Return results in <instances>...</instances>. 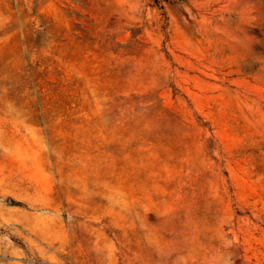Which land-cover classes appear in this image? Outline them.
<instances>
[{"label": "rangeland", "instance_id": "1", "mask_svg": "<svg viewBox=\"0 0 264 264\" xmlns=\"http://www.w3.org/2000/svg\"><path fill=\"white\" fill-rule=\"evenodd\" d=\"M0 264H264V0H0Z\"/></svg>", "mask_w": 264, "mask_h": 264}, {"label": "bare ground", "instance_id": "2", "mask_svg": "<svg viewBox=\"0 0 264 264\" xmlns=\"http://www.w3.org/2000/svg\"><path fill=\"white\" fill-rule=\"evenodd\" d=\"M211 256V255H210ZM205 258V257H204ZM194 260V259H193Z\"/></svg>", "mask_w": 264, "mask_h": 264}]
</instances>
